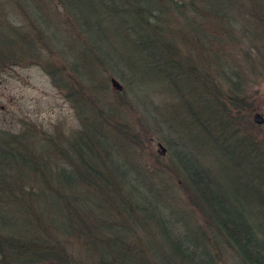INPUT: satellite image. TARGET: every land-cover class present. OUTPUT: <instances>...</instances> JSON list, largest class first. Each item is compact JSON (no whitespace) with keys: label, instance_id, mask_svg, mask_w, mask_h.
<instances>
[{"label":"trees","instance_id":"obj_1","mask_svg":"<svg viewBox=\"0 0 264 264\" xmlns=\"http://www.w3.org/2000/svg\"><path fill=\"white\" fill-rule=\"evenodd\" d=\"M12 1L0 3V14L4 15L0 22V61L10 59L11 47L15 45L13 14L16 8L12 7ZM14 1L24 9L26 7L29 14H36L35 7L38 6L34 7L31 0ZM59 1L79 22L84 23L91 53L99 54V57L102 55L103 44L100 42L107 41L108 30L113 29V53L118 55L119 62L133 77L136 83L134 93L138 97L145 85L165 82L174 91L176 86L183 88L181 85L187 81L190 91L187 88L185 90L190 98L184 99L186 115L182 117L184 123L181 124H188V127L197 130L191 136L195 135L196 140L203 142L204 146L208 145L204 156L208 153L211 163L208 164L200 156L192 158L185 152H178L177 161L187 183L204 204L210 225L215 227V237L208 239L188 231L178 232L179 221L166 214L153 183L141 177L133 167L115 164V157L111 158L114 162L106 158L113 142L97 126L92 125L85 131L86 136L82 137V151L75 147L70 153L75 158L70 161L72 169H60L54 176L45 173L50 184L57 185L60 194H42L43 190L40 193L33 192L30 198L42 199V203L31 204L35 209L27 208L23 216L17 213V209L22 208L18 207L20 198L16 203L6 206L5 210L0 207L1 222L14 233L10 234V240L0 241L5 250L3 260L6 264H43L45 261L49 264H154L155 260L157 264H222L224 259L219 256V252L224 248L235 252L233 264H264V143L255 139L247 140V137L235 133L232 104L233 107L238 105L242 108L237 98L241 96L246 83L235 70L234 64L224 59L227 57L226 50L218 53L212 49L221 45L233 52L249 44L257 46L262 43L264 46V41L258 40L264 39V30L258 27H264V0H246L255 13L253 15L258 26L248 24L241 17L230 13L234 0ZM17 10L22 12L18 5ZM175 12L177 14H173ZM174 15L186 16L187 26L198 35L202 29V39L198 38L195 44L206 46L208 53L205 58L210 61V70L216 75L212 76L213 79L228 81L227 97L222 93L223 87L219 82L202 83L203 74L197 72L194 57L176 59L164 43L168 38V29L158 28L157 22L161 18L174 21ZM198 18L209 22L208 30H203V26L196 27L197 30L194 28ZM245 52H248L247 48L240 56ZM146 102L143 107L145 113ZM9 148L0 146V160L8 162L3 167L11 166L17 174L20 171L27 175L26 154ZM100 150L105 155L99 156ZM78 154H81L83 164L90 162L93 166L84 173L76 168ZM117 159H120V155ZM215 161L219 167L216 171ZM94 166L101 173H94ZM35 176L39 177L38 172ZM41 182L43 187L46 186L45 182ZM72 184L85 186V192L88 188L91 199L71 202L70 195L63 197L62 192L69 193L68 188L71 190ZM113 207L116 209L115 216L124 218V223L114 224ZM43 212L49 213L48 217L40 219L35 227L30 226L34 230L30 232L29 224ZM140 233L145 237L147 234L158 235L167 248V254L160 253L159 250H162L152 242L136 238ZM66 234L79 238L77 240L83 245L86 257L82 255L83 258L77 259L67 249L63 244ZM40 235L48 237L41 240ZM51 236L57 237V241L61 240V248ZM147 252L155 260L146 259Z\"/></svg>","mask_w":264,"mask_h":264},{"label":"rangeland","instance_id":"obj_2","mask_svg":"<svg viewBox=\"0 0 264 264\" xmlns=\"http://www.w3.org/2000/svg\"><path fill=\"white\" fill-rule=\"evenodd\" d=\"M2 1L0 0V3ZM31 3L34 7L38 6L35 7V15L29 14L26 7L24 9L17 4L18 8L22 9L20 12L15 1H12V7L16 8L13 14L16 29L13 39L15 45L11 47L10 59L0 61V146L11 147L9 148L12 149L11 151H14L13 148L23 151L28 166L26 168L28 176L20 171L17 174L11 166L4 168L3 165H7L8 162L3 163L0 160L2 210L16 203L20 198L18 207L22 206V208L17 207V213L23 216L27 208L35 209L31 204L39 201L42 203V199L30 198L33 192L40 193L43 190L42 194L52 192L60 194L57 185L50 184L45 173L54 176L60 169L71 170L73 166L70 161H74L75 158L70 153L75 147L82 151L80 147L84 144L82 137L86 136L89 127L94 125L113 142L110 147L111 152L107 153L106 158L112 161L111 158L115 157V164H124L123 166L128 168L131 166L141 177L153 183L154 189L159 194L160 205L162 207L164 205L167 211L165 213L179 221L178 232L188 231L196 236L204 235L208 239H213L215 227L210 225L204 204L187 183L177 161L178 152H185L192 158L200 156L208 164L211 163L209 154L204 156L207 144L204 146L203 142L195 139V135L191 136L197 130L188 127V124L186 126L181 124L184 123L183 118L186 115L184 99L190 98L185 90L187 88L190 91L187 81H184L183 86L181 85L183 88L179 89L176 86L174 91L165 82L145 85L139 92L141 96L138 97L134 93L136 83L133 82V77L119 62L118 55L113 53L111 41L115 39V34L111 32L112 28L111 31L108 30V40L100 42L103 47L102 55L99 57V54L90 52L91 43L84 23L79 22L59 0H31ZM249 6L250 3L246 0H234L230 13L237 18L241 17L248 24L258 26L257 19L253 15L255 13ZM3 16L1 13L0 22ZM162 19L157 22V27L160 29L167 27L168 38L164 43L172 50L175 58L194 57L197 72L203 74L202 83L219 82L223 87L222 93L227 97L228 81L213 79L212 76L216 75L212 69L210 70V61L205 58L208 53L206 46L195 44L198 38L202 39V29L198 35L187 26L186 16L174 15V21L168 18ZM195 21V29L202 26L203 30L209 29L207 20L198 18ZM258 27L261 31L264 30V27L260 25ZM258 40L264 41V39ZM91 42L93 43L92 40ZM246 48L248 52L240 56ZM212 49L218 53L226 50L227 57L224 59H229L234 64L235 70L246 83L241 96L237 98L242 108L240 109L238 105L233 107L232 104L235 133L240 137H247V140L255 139L264 143V123L257 124L253 120L255 113H260L264 118L263 44L259 43L257 46L249 44L233 52L221 45ZM83 63L92 66L85 67ZM113 65H115L114 69ZM112 78L120 82L123 86L122 90L113 87ZM145 101H147V114L145 110L143 111ZM182 111H184L183 116H181ZM199 137L203 140V137L200 135ZM3 141L8 142L3 143ZM159 143L163 145L165 152L159 148ZM102 151H99L101 155L95 153L103 156L105 152ZM119 155L120 159H117ZM81 158V154L80 156L78 154V158L76 156L78 163L76 168H80L79 170L84 173L93 166L90 162L84 165ZM218 168L215 161L214 170ZM93 171L101 173L95 166ZM37 172L39 177L35 176ZM20 176L23 177L17 182ZM41 181L45 182L46 186L43 187ZM70 188L71 190L68 188L69 193L62 192V195L63 197L70 195L71 202L92 197L88 188L85 192V186L72 184ZM113 208L114 224L124 223V218L115 216L116 209ZM48 215L49 213L43 212L42 215L35 217L33 223L29 224L30 232L33 230L30 226L35 227L40 219L47 218ZM166 218L171 221L169 217ZM142 229L146 230L145 227ZM44 230L47 232L45 228ZM10 234L14 233L5 228L0 220V241L3 243L5 240H10ZM71 236L70 234L63 236V244L75 254L77 259L86 257L83 245L77 240L79 238ZM47 237L39 236L41 240ZM52 238L61 248V240L57 241L55 240L57 237L51 236ZM136 238L152 242L162 250H159L160 253L167 254V248L158 235L147 234L145 237L140 233ZM4 252L3 246L0 245V264H6L3 260ZM147 254L146 259L155 260L150 252ZM219 256L224 259L222 264H233L235 252L224 248L219 252ZM43 264L49 262L45 261ZM154 264H157V260Z\"/></svg>","mask_w":264,"mask_h":264},{"label":"water","instance_id":"obj_3","mask_svg":"<svg viewBox=\"0 0 264 264\" xmlns=\"http://www.w3.org/2000/svg\"><path fill=\"white\" fill-rule=\"evenodd\" d=\"M111 83L113 85V87H115L118 90H122L123 86L120 84V82L118 80H116L115 78L111 79ZM253 120L257 123V124H262L264 123V118L260 113H255L253 115ZM159 148L163 150V152H165V149L163 147V145L161 143L158 144Z\"/></svg>","mask_w":264,"mask_h":264}]
</instances>
